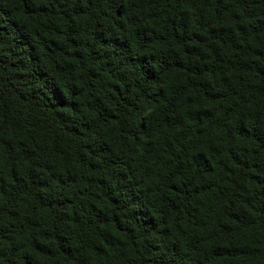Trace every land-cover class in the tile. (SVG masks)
<instances>
[{"label": "trees", "instance_id": "16d2710c", "mask_svg": "<svg viewBox=\"0 0 264 264\" xmlns=\"http://www.w3.org/2000/svg\"><path fill=\"white\" fill-rule=\"evenodd\" d=\"M0 264H264V0H0Z\"/></svg>", "mask_w": 264, "mask_h": 264}]
</instances>
